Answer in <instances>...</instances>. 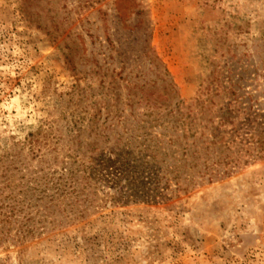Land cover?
I'll return each instance as SVG.
<instances>
[{
    "label": "rangeland",
    "instance_id": "1",
    "mask_svg": "<svg viewBox=\"0 0 264 264\" xmlns=\"http://www.w3.org/2000/svg\"><path fill=\"white\" fill-rule=\"evenodd\" d=\"M156 96L234 166L157 198ZM0 264H264V0H0Z\"/></svg>",
    "mask_w": 264,
    "mask_h": 264
},
{
    "label": "trees",
    "instance_id": "2",
    "mask_svg": "<svg viewBox=\"0 0 264 264\" xmlns=\"http://www.w3.org/2000/svg\"><path fill=\"white\" fill-rule=\"evenodd\" d=\"M164 102L159 96L147 100L151 111L144 116L149 120L135 118L136 124L129 129L132 142L123 145L124 149L135 150L136 157L132 161L142 168L137 171V179L146 180L148 186H153V192H158L155 195L157 198L163 195L165 189L171 190L172 183L175 191L187 193L194 188L198 179L207 177L209 181L213 180L219 175L220 166L231 164L232 167V161L235 160L231 143L222 141L224 137L218 140V135L214 133H210L203 141V134L197 137V119L185 114L183 103L177 102L167 110L168 106ZM165 105L166 111L162 113L159 110ZM228 121L229 117H223L221 124ZM210 158H214L211 165L208 164ZM124 166L123 171L126 173L127 165ZM146 187V183H140V188Z\"/></svg>",
    "mask_w": 264,
    "mask_h": 264
}]
</instances>
